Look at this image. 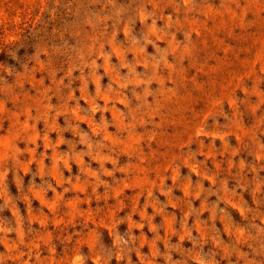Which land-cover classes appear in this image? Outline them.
Segmentation results:
<instances>
[{
    "label": "clouds",
    "instance_id": "9594fccd",
    "mask_svg": "<svg viewBox=\"0 0 264 264\" xmlns=\"http://www.w3.org/2000/svg\"><path fill=\"white\" fill-rule=\"evenodd\" d=\"M0 264H264V0H0Z\"/></svg>",
    "mask_w": 264,
    "mask_h": 264
}]
</instances>
